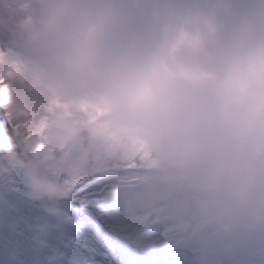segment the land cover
Listing matches in <instances>:
<instances>
[{
  "label": "clouds",
  "instance_id": "1",
  "mask_svg": "<svg viewBox=\"0 0 264 264\" xmlns=\"http://www.w3.org/2000/svg\"><path fill=\"white\" fill-rule=\"evenodd\" d=\"M0 35V177L56 227L78 181L135 174L138 241L164 221L197 264L264 244V0H0Z\"/></svg>",
  "mask_w": 264,
  "mask_h": 264
},
{
  "label": "rangeland",
  "instance_id": "2",
  "mask_svg": "<svg viewBox=\"0 0 264 264\" xmlns=\"http://www.w3.org/2000/svg\"><path fill=\"white\" fill-rule=\"evenodd\" d=\"M151 183L152 178L150 176H136L135 174H128L120 175L112 179H106L103 176L100 177L99 174H89L84 177L82 181H78L77 184L74 185L70 196L61 201L60 206L74 216L85 237L86 234L95 232L97 234H101L99 236L102 238V230H105L104 228H109L112 229V232L120 235L126 240H137L130 234L128 225L125 221L122 200L129 189H142L144 186L151 185ZM116 198L119 201L120 208L118 210H113L110 207L113 205V200ZM96 215L103 217L108 226H102L98 222L90 219V217L94 218ZM88 220H91L94 224L93 231L90 230L91 226L89 225ZM158 229H161V232H159ZM171 237L172 235L168 234L166 231L165 222L161 221L154 226V230L145 241H140L141 245L147 249L149 254L148 256H133L122 249L124 255H126V259L122 258L119 262H116V264H153L157 260H162L161 264H185L184 260L178 258L177 256H186L188 251L197 253V249L193 244H191L187 252L180 254H166L160 257L156 256L155 258L154 255H158L168 248H181L188 243L186 240L182 239L176 243L170 244L167 241ZM88 241L94 247L98 258H101L110 264H115V255L109 256L108 254L102 253L101 251L103 250L100 243L91 242L90 240ZM256 246H259V244H252L250 246V251L248 252L247 250L246 252V254L249 253V255L253 254L254 257L252 259L254 260H248V258L243 257L244 253L242 252V249L245 245H242L239 247L238 253L233 256L228 263L248 264L249 261H254L258 264H264V244H261L260 248H256ZM110 251H113V249L111 248Z\"/></svg>",
  "mask_w": 264,
  "mask_h": 264
},
{
  "label": "bare ground",
  "instance_id": "3",
  "mask_svg": "<svg viewBox=\"0 0 264 264\" xmlns=\"http://www.w3.org/2000/svg\"><path fill=\"white\" fill-rule=\"evenodd\" d=\"M27 188L20 173L11 178L0 177V196L6 205L7 226L18 233L33 237V228L38 223L54 225L48 236L49 249L45 251L44 264H57L60 260H71L76 264H110L98 258L96 251L88 239L83 235L74 216L60 206L64 222L58 227V221L48 213V206L41 202H33L27 199ZM79 206V205H78ZM95 218L101 225L108 226L103 217ZM121 248L133 256H148V251L138 240H124L116 236ZM187 243L176 251L164 250L156 256L166 254H179L187 250ZM55 253V255H53ZM153 257V256H152Z\"/></svg>",
  "mask_w": 264,
  "mask_h": 264
},
{
  "label": "trees",
  "instance_id": "4",
  "mask_svg": "<svg viewBox=\"0 0 264 264\" xmlns=\"http://www.w3.org/2000/svg\"><path fill=\"white\" fill-rule=\"evenodd\" d=\"M8 37L6 35H0V47H4L5 45L8 44ZM0 121L1 123H4V118L2 113H0ZM94 175V174H92ZM90 227V230L93 231V226L94 224L92 223L91 220H88ZM103 233V237L102 238H106V239H102L100 238L99 235L101 234H97V233H89L88 235L92 238V240L96 243H100V246L102 248L103 251H101L104 254H108L109 256H113L115 255V262H119L122 258H126L119 250L118 248L115 246V244L113 243V241L110 239V237L108 236L106 230H102ZM183 238L180 236H172L167 242L170 244L176 243L179 240H182ZM110 245V246H109ZM261 244H259L258 248H260ZM113 249V251H110V249ZM254 264V263H252Z\"/></svg>",
  "mask_w": 264,
  "mask_h": 264
}]
</instances>
